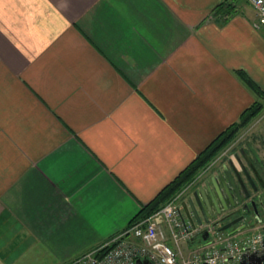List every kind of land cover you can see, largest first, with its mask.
I'll list each match as a JSON object with an SVG mask.
<instances>
[{"label": "crops", "instance_id": "0c3cea01", "mask_svg": "<svg viewBox=\"0 0 264 264\" xmlns=\"http://www.w3.org/2000/svg\"><path fill=\"white\" fill-rule=\"evenodd\" d=\"M256 20L246 0H0L3 244L45 264L97 250L255 100L264 156Z\"/></svg>", "mask_w": 264, "mask_h": 264}, {"label": "built area", "instance_id": "2783aa9c", "mask_svg": "<svg viewBox=\"0 0 264 264\" xmlns=\"http://www.w3.org/2000/svg\"><path fill=\"white\" fill-rule=\"evenodd\" d=\"M246 1L256 11L255 26L264 25V0ZM234 144L235 141L226 146L213 162L230 153ZM210 165L208 163L153 213L132 222L109 238L97 249L108 246L104 253L96 255L97 250H94L65 264H247L253 255L260 256L264 249V234L258 228L241 236L237 235L238 232L220 230L211 223L192 226L184 219L182 200ZM204 229L208 231L207 239L183 252L181 243L192 242ZM136 259L140 262L136 263Z\"/></svg>", "mask_w": 264, "mask_h": 264}, {"label": "water", "instance_id": "95a60500", "mask_svg": "<svg viewBox=\"0 0 264 264\" xmlns=\"http://www.w3.org/2000/svg\"><path fill=\"white\" fill-rule=\"evenodd\" d=\"M246 144L257 156V152L250 142ZM242 155L251 164L250 157L244 149H242ZM236 173L235 164L230 162L229 166L225 165L223 169H217L215 173L200 181L182 201L184 219L192 226H202L206 223L218 224L241 209L243 214L220 225L219 229L236 232L262 223L264 221V195L257 193L251 176H247V178L248 183L252 186V191L240 176H235ZM257 177L259 178V176ZM237 222L240 224L233 227ZM207 237L208 231L204 229L198 241L205 240ZM139 262L140 260L136 259V263ZM262 263H264L263 253L260 256L253 255L252 260L247 264ZM240 264L246 263L241 262Z\"/></svg>", "mask_w": 264, "mask_h": 264}, {"label": "trees", "instance_id": "16d2710c", "mask_svg": "<svg viewBox=\"0 0 264 264\" xmlns=\"http://www.w3.org/2000/svg\"><path fill=\"white\" fill-rule=\"evenodd\" d=\"M237 75L256 93L259 92L257 86L241 71H237ZM262 104L255 100L241 114L239 120L221 132L206 148H204L181 172L165 187H163L156 196L146 205L142 206L139 213L129 224L144 218L156 209L161 207L166 201L183 185L188 183L196 174L205 167L213 157L222 149L245 125L254 119L262 110ZM128 224V225H129ZM108 249L103 246L96 251V255H101Z\"/></svg>", "mask_w": 264, "mask_h": 264}, {"label": "flooded vegetation", "instance_id": "af4514ba", "mask_svg": "<svg viewBox=\"0 0 264 264\" xmlns=\"http://www.w3.org/2000/svg\"><path fill=\"white\" fill-rule=\"evenodd\" d=\"M248 146L246 144L238 145L234 149L230 150V153L226 154L222 158L219 159L217 162H213L214 159H212L209 162V168L205 171V173L202 175L201 181L206 177L209 176L212 173H215L217 169H223L225 165L229 166V163L232 162L235 164V167L237 169V175L240 176L241 179L245 182V184L249 187V189H252V186L248 183L247 176H251L256 188L257 193L264 195V156H255L253 153H249ZM242 149H244L247 154L250 157L251 164H249L246 159L242 155ZM250 149V148H249ZM251 151V150H250ZM252 152V151H251ZM213 162V163H212ZM259 176V178L257 177ZM193 189V188H192ZM192 191V190H191ZM252 191V190H251ZM257 195V194H255ZM243 214V211L239 209L236 213H234L231 217H228L224 221L218 223V225H222L224 223H228L235 219L236 217ZM240 224V222H237L233 227H236ZM232 227V228H233ZM264 256V250L262 251Z\"/></svg>", "mask_w": 264, "mask_h": 264}, {"label": "rangeland", "instance_id": "374dc122", "mask_svg": "<svg viewBox=\"0 0 264 264\" xmlns=\"http://www.w3.org/2000/svg\"><path fill=\"white\" fill-rule=\"evenodd\" d=\"M259 116L255 117L254 119H252L247 125H245L244 127H242L237 133L236 135L222 148L218 151V153L213 157V159L226 147L228 146L230 143L232 142H236V144H234L233 149L238 146V145H243L245 144V140L249 137H251L253 134V131H247V129L249 128L250 130H253V128L255 126H257L258 124V120H259ZM264 140V139H261ZM264 146V145H263ZM205 167H203L202 169H204ZM201 169V170H202ZM200 170V171H201ZM199 171V172H200ZM198 172V173H199ZM197 173V174H198ZM196 174V176H197ZM195 178V176L191 179L193 180ZM219 226H217V228L219 229ZM264 233V230H262ZM197 243H195L196 245ZM15 246H13L12 244H3V240H0V264H45L47 262H33L31 260V258L29 256L23 255L20 257H17L15 252H14V248ZM17 258V259H16Z\"/></svg>", "mask_w": 264, "mask_h": 264}]
</instances>
